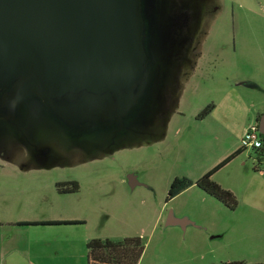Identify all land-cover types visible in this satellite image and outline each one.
Here are the masks:
<instances>
[{"label":"rangeland","instance_id":"1","mask_svg":"<svg viewBox=\"0 0 264 264\" xmlns=\"http://www.w3.org/2000/svg\"><path fill=\"white\" fill-rule=\"evenodd\" d=\"M140 14L154 91L138 98L122 128H69L30 82L24 83V88L32 87L25 88L12 119L0 118V243L6 251L5 236H26L18 223L68 218L82 225L31 230L49 241L55 236L60 255L71 251L67 237L83 234L109 240L138 237L142 251L136 264L236 261L224 251L210 258L201 229L181 232L163 226L168 215L181 210L217 225L238 218L236 211H224L194 185L164 196L172 178L193 181L238 146V114L252 121L264 112V0H140ZM209 105L210 110H229L199 118ZM256 158V149H241L209 176L233 195L237 206L248 200L253 187L250 169L262 168ZM69 180L76 191L54 190L55 182ZM226 237L211 243L228 246ZM82 248L80 243L73 248L77 264L82 263ZM8 261L22 264L16 254Z\"/></svg>","mask_w":264,"mask_h":264},{"label":"water","instance_id":"2","mask_svg":"<svg viewBox=\"0 0 264 264\" xmlns=\"http://www.w3.org/2000/svg\"><path fill=\"white\" fill-rule=\"evenodd\" d=\"M143 39L140 0H0V89L17 84L15 110L30 82L67 127L118 130L150 74Z\"/></svg>","mask_w":264,"mask_h":264},{"label":"crops","instance_id":"3","mask_svg":"<svg viewBox=\"0 0 264 264\" xmlns=\"http://www.w3.org/2000/svg\"><path fill=\"white\" fill-rule=\"evenodd\" d=\"M231 87H232L231 89H233V86ZM215 110L223 114L225 111H228L229 109L220 108L218 110L211 108V110L208 111L207 114L209 112L212 113ZM218 121H220V119H218ZM235 121L237 125L236 137L238 141V137L240 135L243 126L247 123L253 122V119L252 121H248L246 120V118L242 117L241 114H238ZM237 148L238 146H236V144L233 145L231 149L227 151L228 152L227 154H229L231 151ZM238 153L236 155H238ZM221 159L217 160L215 163L211 164L210 166L207 165L205 168L201 170V172L204 173L208 171ZM240 165L242 166V171H246L247 167H245V164H240ZM250 171L251 172H249L248 174L253 173L254 175L253 179L255 180H253L252 189L249 190L246 194L248 200L238 206L234 203L232 209H227L219 203V207H222V209H224V211H227L228 213L235 214L236 211L237 215L239 216L238 218H233L225 222H222L220 225H217V223L212 221H205L197 218H192L183 210H181L177 214L173 215L174 217L168 215L163 222V226L170 227L181 232L182 231L184 232V230H186V227H193L205 231L206 238L201 234L205 240V243L202 244V246L206 248L205 252L212 259H214L213 257H215L217 253L224 251L225 252L224 254L228 253L227 255L230 257V259L241 261L245 264H264V254H263L264 246H262V231L264 230V220H262V212L264 213V204H262V173L264 172L261 171V169H257L255 167L254 169H250ZM255 186H257V188H255ZM48 220L50 219H46V221ZM51 220L77 221V223L54 224V226L79 227L80 225H82V221L76 219L67 218V219H51ZM176 221H179V225L177 224ZM18 224L20 225H16V226L25 227L26 236H20V237L14 236L11 238L5 236L3 238L4 240H6V247L8 248L7 249L8 251H6V249L4 248V244L1 247V243H0V264H5V263H1L2 260H4L5 258V260L8 261V257L12 256L13 254H16L20 256V258H22V262H21L22 264H52L51 261H54L56 264H77L72 257L73 248L76 247L77 244L79 243L83 246L84 242L87 239H89L88 236H85L83 234H80L78 237H69V238L67 237V239H70L71 241L69 247L71 251L65 252L63 256L58 254L57 252L56 246L58 244V241L56 240L55 236H54L55 241H49V237H46V235L38 236V234H35L36 232H33L34 230H31L37 228L45 229L47 228L46 226H52L51 224L49 225L24 224L22 222ZM206 227L208 228V230H206ZM225 234L227 236L225 240L227 239V241L231 243L230 245L226 246L225 243L224 246V245H215V242L214 244L211 243L212 241L220 240L221 238H223ZM90 238H95V237H90ZM7 239H9L8 242ZM4 240L1 241H3L4 243ZM43 246L46 249H43L41 251L40 249ZM49 246H53L52 251L47 250ZM14 248L16 250H14ZM188 249L189 248H187V250ZM10 251L13 252V254H11ZM80 254L82 256V263L78 262V264H83V248L80 250ZM209 262H207L206 264H210ZM6 264H14V262L8 261Z\"/></svg>","mask_w":264,"mask_h":264},{"label":"trees","instance_id":"4","mask_svg":"<svg viewBox=\"0 0 264 264\" xmlns=\"http://www.w3.org/2000/svg\"><path fill=\"white\" fill-rule=\"evenodd\" d=\"M210 110V105L202 108L198 114L199 118L202 117ZM259 113H256L253 117V123L256 125V117ZM260 136V134H259ZM241 148H237L223 157L219 162H217L211 169L202 173L199 177L195 178L193 181L178 177L172 178L166 188L164 200L175 195L177 192L188 187L189 185H194L204 194L212 197L222 206L227 209H232L234 206V198L232 194L221 187H219L215 182L210 180V174L227 162L230 158L240 152ZM259 155V159L262 160L261 171L264 172V151L262 144L256 149ZM256 158V161H259ZM254 169V167H252ZM76 183L74 181H63L55 182L54 190L58 193H67L76 191ZM24 224H70L77 223V221H38V222H22ZM142 244L136 236L122 237L117 240H109L106 238H89L83 244V264H136V261L141 253ZM219 264H245L241 261H227Z\"/></svg>","mask_w":264,"mask_h":264},{"label":"flooded vegetation","instance_id":"5","mask_svg":"<svg viewBox=\"0 0 264 264\" xmlns=\"http://www.w3.org/2000/svg\"><path fill=\"white\" fill-rule=\"evenodd\" d=\"M149 61H150V59H149ZM151 79H152V74L150 72L149 77H148V81H146V83L144 84V86L142 88L137 89L136 93H137V95L140 94L141 99L147 98L149 92L151 93V90L153 89V82L151 81ZM158 89H160V88H158ZM18 94H19V92L17 90V84H10L5 88L0 89V118H4V119H11L12 118L13 113H14L13 108L15 105V99L18 98ZM146 105H149V103ZM121 119H122V117H120V121H121ZM113 120L115 122V125L118 124L119 121L116 118ZM81 124H82L81 122L74 123L75 126H81ZM121 124H123V123H121Z\"/></svg>","mask_w":264,"mask_h":264},{"label":"built area","instance_id":"6","mask_svg":"<svg viewBox=\"0 0 264 264\" xmlns=\"http://www.w3.org/2000/svg\"><path fill=\"white\" fill-rule=\"evenodd\" d=\"M262 144L256 125L251 122L243 126L238 137V147L241 149H257Z\"/></svg>","mask_w":264,"mask_h":264}]
</instances>
